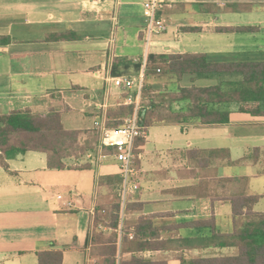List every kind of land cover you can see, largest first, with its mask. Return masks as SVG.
I'll return each mask as SVG.
<instances>
[{
	"label": "crops",
	"instance_id": "1",
	"mask_svg": "<svg viewBox=\"0 0 264 264\" xmlns=\"http://www.w3.org/2000/svg\"><path fill=\"white\" fill-rule=\"evenodd\" d=\"M147 1L0 0V114L80 108L94 116V124L79 130L99 132L96 121L108 122L110 109L132 105L126 101L129 90L112 79L119 76L112 73L113 64L121 58V75L141 74ZM159 1L164 7L158 15L167 30L153 38L148 56L207 53L214 62L264 61V0ZM227 27L255 30H220ZM62 33L71 38L58 39ZM3 37L9 42L2 44ZM158 69L146 66L147 96L142 99L163 100L180 86H211L221 80L192 82L188 75L179 81L167 69ZM186 106L172 105L176 111ZM228 108V123L164 122L144 131L135 164L140 189L131 196L138 205L129 212L128 225L133 230L140 217L153 216L169 248L145 256L235 254L236 248L216 246L221 238L212 237L209 229L188 225L215 217L218 232L224 233V226V234L233 232L232 207L222 200L225 180L237 178L246 194L260 195L255 211L264 212V116L239 111L236 103ZM92 136L83 133L79 141H92ZM99 142L97 153L79 161L71 158L65 169L50 168L41 152L18 155L8 161V169L0 165V264H39L38 252L48 250H64L62 264H104V256L92 255L87 242L96 216L109 215L112 186L122 175L115 156L104 154L100 137ZM193 150L201 154L192 158L188 154ZM215 150L223 151L210 153ZM87 163L92 167L75 169ZM222 221L227 222L223 227ZM101 230L109 236L108 227Z\"/></svg>",
	"mask_w": 264,
	"mask_h": 264
},
{
	"label": "trees",
	"instance_id": "2",
	"mask_svg": "<svg viewBox=\"0 0 264 264\" xmlns=\"http://www.w3.org/2000/svg\"><path fill=\"white\" fill-rule=\"evenodd\" d=\"M221 31L250 32L254 27H227ZM58 39L71 38L62 33ZM9 42L2 38V44ZM150 59V60H149ZM123 60L116 58L113 64L114 75H121L120 66ZM156 65L163 72L172 73L177 80L182 81L190 76L195 82L199 78L221 77L216 85L180 86L176 92L168 91L167 98L158 100L151 96L150 100H141L137 111L139 123L144 131L155 123H202L224 124L230 122V104L236 103L239 111L254 116H264V61H236L214 62L207 53L172 54L168 57L149 55L146 66ZM234 77L224 79V76ZM143 98L147 90H143ZM186 102L187 106L181 110H174L173 103ZM135 113V105L119 106L109 110L110 118L107 125L120 127L125 124L122 116L131 117ZM117 118V119H114ZM83 133L93 135L91 140L80 143ZM101 132L83 130H68L64 127L60 112L46 114H31L22 110H14L0 114V165L9 167L8 161L18 155L28 152L45 153L50 168L65 169L68 160L79 161L88 153H97L100 145ZM139 137L135 142V152L138 156L139 145L144 144V138ZM95 140L96 146L93 145ZM104 154L112 155L113 148H101ZM110 149V150H109ZM215 150L210 153H218ZM201 152L193 150L190 157H196ZM137 161V159H136ZM75 169H89L92 164L75 166ZM104 177L102 180H111ZM226 187L222 200L232 207L233 232L224 234L218 232L215 217L196 220L188 225L194 228H205L212 232V237L221 238L216 244L221 248H236V254H219L216 256H198L186 258L182 253L177 254L178 264H264V212L255 211L261 196L246 194L239 184V179H229L223 182ZM112 186V185H111ZM230 188V191L228 189ZM114 200L107 207L109 215L98 214L95 219V229L90 233L87 245H91L92 255L104 256V264H169L166 260L147 257L146 251L169 249L166 240H161L162 226L154 222L153 216H142L134 225V229L124 222V234L120 245V226L122 219L121 189L122 179L113 183ZM232 188L234 191H232ZM230 192V193H229ZM131 196L125 206V212L136 209V203L131 202ZM187 226L186 224H184ZM110 229L109 236H105L100 227ZM133 233L134 237L130 238ZM129 252H132L130 255ZM126 254V255H125ZM39 264H62L64 250H48L38 252Z\"/></svg>",
	"mask_w": 264,
	"mask_h": 264
},
{
	"label": "built area",
	"instance_id": "3",
	"mask_svg": "<svg viewBox=\"0 0 264 264\" xmlns=\"http://www.w3.org/2000/svg\"><path fill=\"white\" fill-rule=\"evenodd\" d=\"M164 7V4L159 0H149L144 4L145 27L143 30V39L146 44V54L144 59V68L141 74L136 77H127L123 75L116 76L113 79L114 83L129 90L126 101L135 105V113L129 117L123 126L110 127L107 122L96 121V126L100 128L101 132V146L113 148L116 160L120 164L122 175V189H121V202H122V219L120 232V245L121 238L124 234L125 222V206L129 196L140 189V183L135 180L136 174V159L135 142L137 138L145 136L144 128L140 125L137 111L140 108L143 90L145 71L148 60V51L153 42V38L157 35L164 33L167 30V22L159 17V11ZM160 72L161 70L158 69ZM61 198V196H59ZM134 234H130L133 238ZM120 264V256L119 262Z\"/></svg>",
	"mask_w": 264,
	"mask_h": 264
},
{
	"label": "rangeland",
	"instance_id": "4",
	"mask_svg": "<svg viewBox=\"0 0 264 264\" xmlns=\"http://www.w3.org/2000/svg\"><path fill=\"white\" fill-rule=\"evenodd\" d=\"M161 79L164 80L167 78L166 77H164V78L163 77H157V81H160ZM175 88H176V86H175ZM86 111H88V107L86 108ZM60 113H61V116L63 118L64 125L70 129H76V130L87 129V128L93 126V124H94V116L90 115L89 111L83 112L80 108H77V110H69L67 112H60ZM129 216H130L129 212L127 213V211H126L125 212V223L126 224H128V222H129V220H128ZM223 219H224V217H223ZM224 223H227V222L222 221L221 222L222 227H223ZM100 228L104 229V228H106V226H102ZM225 229H226V227L224 226L222 228V231L224 233L227 232ZM233 252L236 254L237 249H234ZM174 256H175L174 252H169L167 255H165L163 257H159V258L162 260L168 261L169 264H178V261L174 258Z\"/></svg>",
	"mask_w": 264,
	"mask_h": 264
}]
</instances>
